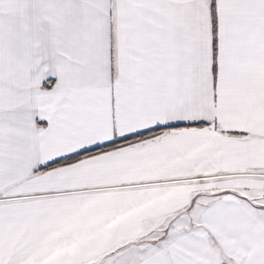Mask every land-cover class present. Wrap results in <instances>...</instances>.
I'll return each mask as SVG.
<instances>
[{
  "label": "snow or ice",
  "instance_id": "6c2138e0",
  "mask_svg": "<svg viewBox=\"0 0 264 264\" xmlns=\"http://www.w3.org/2000/svg\"><path fill=\"white\" fill-rule=\"evenodd\" d=\"M0 264H264V0H0Z\"/></svg>",
  "mask_w": 264,
  "mask_h": 264
}]
</instances>
